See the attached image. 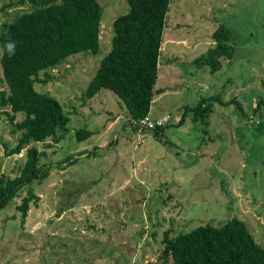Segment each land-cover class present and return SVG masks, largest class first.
<instances>
[{
  "label": "rangeland",
  "instance_id": "rangeland-1",
  "mask_svg": "<svg viewBox=\"0 0 264 264\" xmlns=\"http://www.w3.org/2000/svg\"><path fill=\"white\" fill-rule=\"evenodd\" d=\"M98 1L99 53L68 58L50 71L52 80L36 85L69 114L60 139L8 155L22 132H13L10 109H0V178L18 177L31 147L51 166L47 179L25 187L0 212V264H160L167 233L234 218L264 247V103L257 109L264 102V0H172L156 84L166 93L151 110L171 122L159 136H138L113 91L83 98L112 49L115 19L129 12L125 0ZM31 10L28 0H0V33ZM221 26L233 33L235 55L212 73L194 61L215 46ZM3 79L0 63V91L7 89ZM212 96L229 105L213 101L205 122L188 110ZM10 115L15 123L25 118ZM81 129L94 135L79 141ZM30 192L39 200L23 222L18 208Z\"/></svg>",
  "mask_w": 264,
  "mask_h": 264
},
{
  "label": "trees",
  "instance_id": "trees-1",
  "mask_svg": "<svg viewBox=\"0 0 264 264\" xmlns=\"http://www.w3.org/2000/svg\"><path fill=\"white\" fill-rule=\"evenodd\" d=\"M33 10L18 17L0 33V63L7 89L0 91V109L6 112L21 131L17 146L7 149L8 155L20 154L33 142L58 141L59 131L68 130L69 114L60 101L50 93L39 92L36 85H46L55 70L68 58L81 53L97 55L104 10L98 0H28ZM129 12L113 23L114 36L111 51L102 59L96 75L88 85L83 98L92 99L102 90L113 91L129 112L131 122L151 114L154 100L166 93L157 89L159 66L167 15L172 0H125ZM27 0H20V4ZM215 46L194 62L199 67H210L212 73L222 68V59L232 60L235 55L233 33L221 26L213 34ZM15 44L9 55L6 44ZM41 75H44L41 78ZM213 101L203 98L190 112L209 114ZM264 102H259L257 109ZM222 106L229 103L220 101ZM24 114L20 123L15 116ZM189 112H185L183 125ZM166 127L154 130L161 135ZM92 131H77L79 141L88 140ZM45 154L37 147L27 149V159L20 175L14 179L0 178V212L25 187L49 177L51 166L41 164ZM38 197L30 192L18 210L22 221L28 217L30 205ZM160 264H264V247L257 243L247 224L237 218L221 226L201 225L194 230L163 240Z\"/></svg>",
  "mask_w": 264,
  "mask_h": 264
},
{
  "label": "built area",
  "instance_id": "built-area-1",
  "mask_svg": "<svg viewBox=\"0 0 264 264\" xmlns=\"http://www.w3.org/2000/svg\"><path fill=\"white\" fill-rule=\"evenodd\" d=\"M171 122V115L165 114L157 117L149 115L148 117L139 120L132 121V126L134 127L138 136H142L146 132H153L157 128L166 127Z\"/></svg>",
  "mask_w": 264,
  "mask_h": 264
},
{
  "label": "clouds",
  "instance_id": "clouds-1",
  "mask_svg": "<svg viewBox=\"0 0 264 264\" xmlns=\"http://www.w3.org/2000/svg\"><path fill=\"white\" fill-rule=\"evenodd\" d=\"M6 48H7V51L9 53V55H12L14 54V49H15V44L12 43V42H9L6 44Z\"/></svg>",
  "mask_w": 264,
  "mask_h": 264
},
{
  "label": "crops",
  "instance_id": "crops-1",
  "mask_svg": "<svg viewBox=\"0 0 264 264\" xmlns=\"http://www.w3.org/2000/svg\"><path fill=\"white\" fill-rule=\"evenodd\" d=\"M164 94H165V93H164ZM162 95H163V94H162ZM162 95H161V96H162ZM158 108H159V106H158ZM158 108H157V109H158ZM155 109H156V108H155ZM158 112H159V110H157V113H158ZM159 115H161V114H159ZM152 116H154V115L152 114ZM157 116H158V115H156V117H157Z\"/></svg>",
  "mask_w": 264,
  "mask_h": 264
}]
</instances>
